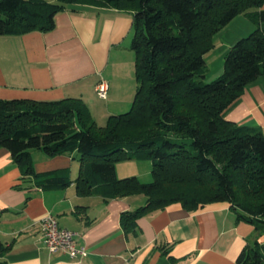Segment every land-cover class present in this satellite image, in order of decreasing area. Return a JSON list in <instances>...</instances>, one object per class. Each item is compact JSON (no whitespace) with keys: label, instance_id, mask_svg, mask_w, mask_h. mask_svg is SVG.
<instances>
[{"label":"trees","instance_id":"1","mask_svg":"<svg viewBox=\"0 0 264 264\" xmlns=\"http://www.w3.org/2000/svg\"><path fill=\"white\" fill-rule=\"evenodd\" d=\"M106 7L132 14L130 49L136 91L130 108L98 125L81 98H0V147L23 176L43 187L66 184L59 171L36 172L32 150L48 156L77 151L79 194H141L121 214L133 229L140 215L179 202L188 210L226 201L237 221L264 232V131L225 119L245 86L264 74V0H0V34L47 31L63 10ZM240 14L256 24L207 80L206 54L215 36ZM152 161V181L119 179L117 158ZM248 195V196H246ZM247 197V198H246ZM6 246L0 241V255ZM236 264H264V241L242 248ZM0 264H7L0 258Z\"/></svg>","mask_w":264,"mask_h":264},{"label":"crops","instance_id":"2","mask_svg":"<svg viewBox=\"0 0 264 264\" xmlns=\"http://www.w3.org/2000/svg\"><path fill=\"white\" fill-rule=\"evenodd\" d=\"M264 8V6H262ZM247 15L235 17L215 36L206 54L207 80L223 69L225 55L241 37L255 29ZM132 14L113 8L63 10L47 31L0 34V98L58 100L89 98L104 79L108 90L105 114L111 105L130 106L136 91L134 53L130 49ZM225 119L264 131V74L247 84L224 111ZM96 121V120H95ZM97 122V121H96ZM79 153L48 156L32 150L36 172L59 171L66 184L43 187L23 176L9 150L0 147V255L7 264H236L251 242L254 226L237 221L226 201L188 210L179 202L140 215L133 229L121 226V214L145 202L141 194L105 197L103 187L79 194ZM56 217L61 227L79 233L83 256L71 257L45 246L39 220Z\"/></svg>","mask_w":264,"mask_h":264},{"label":"built area","instance_id":"3","mask_svg":"<svg viewBox=\"0 0 264 264\" xmlns=\"http://www.w3.org/2000/svg\"><path fill=\"white\" fill-rule=\"evenodd\" d=\"M108 84L104 79H100L95 84L97 96L105 98L107 95ZM39 228L43 242L50 252L62 251L71 257L83 256L86 247L77 242L79 233L58 224L55 216L48 213L39 220Z\"/></svg>","mask_w":264,"mask_h":264},{"label":"rangeland","instance_id":"4","mask_svg":"<svg viewBox=\"0 0 264 264\" xmlns=\"http://www.w3.org/2000/svg\"><path fill=\"white\" fill-rule=\"evenodd\" d=\"M105 101L98 98L96 95H93L89 98V104L91 108V115L97 121L98 125H104L108 116L105 114ZM116 110L115 113H122L127 111L130 106L123 105H111ZM80 160V156L77 158ZM116 175L119 179L135 176L142 183H149L152 181V161L146 158H117L115 161ZM248 196V195H246ZM247 198V197H246ZM254 240L264 241V232L256 231L253 234L252 243Z\"/></svg>","mask_w":264,"mask_h":264}]
</instances>
